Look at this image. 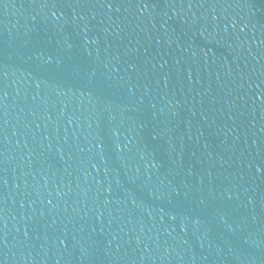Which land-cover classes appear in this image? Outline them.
<instances>
[{"label":"water","instance_id":"95a60500","mask_svg":"<svg viewBox=\"0 0 264 264\" xmlns=\"http://www.w3.org/2000/svg\"><path fill=\"white\" fill-rule=\"evenodd\" d=\"M0 264H264V0H0Z\"/></svg>","mask_w":264,"mask_h":264}]
</instances>
